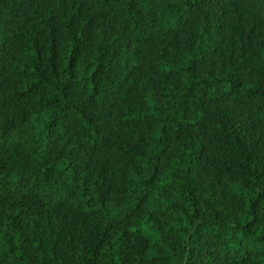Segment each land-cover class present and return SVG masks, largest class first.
I'll return each mask as SVG.
<instances>
[{
  "label": "trees",
  "instance_id": "16d2710c",
  "mask_svg": "<svg viewBox=\"0 0 264 264\" xmlns=\"http://www.w3.org/2000/svg\"><path fill=\"white\" fill-rule=\"evenodd\" d=\"M0 264H264V0H0Z\"/></svg>",
  "mask_w": 264,
  "mask_h": 264
}]
</instances>
